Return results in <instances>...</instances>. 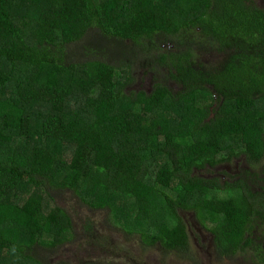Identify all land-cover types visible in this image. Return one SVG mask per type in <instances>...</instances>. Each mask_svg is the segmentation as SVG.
Masks as SVG:
<instances>
[{
  "label": "trees",
  "instance_id": "1",
  "mask_svg": "<svg viewBox=\"0 0 264 264\" xmlns=\"http://www.w3.org/2000/svg\"><path fill=\"white\" fill-rule=\"evenodd\" d=\"M197 42L231 53L207 73L194 60ZM116 52L163 67L178 88L156 79L148 91L127 90L131 67L118 69ZM234 159L245 163L237 173H195ZM260 169L256 0H0V264H44L34 247L70 238L49 188L109 209L144 245L181 255L189 212L218 254L264 264Z\"/></svg>",
  "mask_w": 264,
  "mask_h": 264
},
{
  "label": "rangeland",
  "instance_id": "2",
  "mask_svg": "<svg viewBox=\"0 0 264 264\" xmlns=\"http://www.w3.org/2000/svg\"><path fill=\"white\" fill-rule=\"evenodd\" d=\"M258 5L264 8V0H256ZM196 38V36H193ZM201 42L193 44L194 60L204 66V71L213 73L231 53L224 49L217 51L215 47L208 53L205 45ZM172 41H165L161 46L168 50H175ZM210 46V44H207ZM202 47V48H201ZM118 57L117 68L129 64L131 71L128 73L132 81L127 85V90H150L157 79L170 84L171 88H178V84L170 81L166 75V69L158 67L150 69L142 62L131 58L130 55L114 54ZM120 57V61H119ZM86 58V57H85ZM81 59L77 54L73 60ZM122 61V62H121ZM112 62V61H111ZM125 62V63H124ZM125 70V71H126ZM127 73V74H128ZM167 77V79H166ZM219 165L212 172L195 171V173L206 177L220 175L219 170L226 169L229 173H237L240 166H244L242 160ZM264 177V169L259 171L258 183ZM51 203L61 207L71 219L70 238L55 247L35 246L32 255L40 259L44 264H83L94 262L98 264H256L258 259L252 254L239 253L230 257H223L217 253L212 235L209 231L201 229L195 222L193 215L184 213L187 222L189 236V251L184 255L176 252L166 251L159 246H146L137 233H129L113 222L111 212L107 208H92L83 202L73 191L69 189L49 188ZM259 234V233H258Z\"/></svg>",
  "mask_w": 264,
  "mask_h": 264
}]
</instances>
